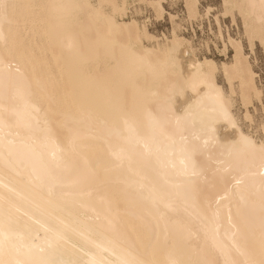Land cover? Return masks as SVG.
Segmentation results:
<instances>
[{"label": "bare ground", "instance_id": "6f19581e", "mask_svg": "<svg viewBox=\"0 0 264 264\" xmlns=\"http://www.w3.org/2000/svg\"><path fill=\"white\" fill-rule=\"evenodd\" d=\"M128 5L0 0V264H264V141L233 113L234 80L243 105L261 97L242 44L227 95L175 31L144 47L145 25L117 21ZM224 5L264 47V0Z\"/></svg>", "mask_w": 264, "mask_h": 264}, {"label": "rangeland", "instance_id": "374dc122", "mask_svg": "<svg viewBox=\"0 0 264 264\" xmlns=\"http://www.w3.org/2000/svg\"><path fill=\"white\" fill-rule=\"evenodd\" d=\"M143 1L141 0L140 2L139 0H129V5L125 15L122 17H117V21L127 23L136 21L141 29L145 25L148 32L156 39H144L142 45H144L146 48H152L155 50L157 48V50L160 48L163 49L162 47H165L168 42L174 38L173 32L175 31L179 38H184L190 42L197 58L200 60H203V58L213 59L218 64L219 72L217 73V82L223 87L227 95L231 94L222 64L225 63L230 65L233 63L235 49L234 45L231 44L230 39L242 44L244 53L247 55L248 61L251 64L253 71L256 73V85L261 92V97L260 100L254 97L251 104H248L247 106L243 105L244 103H242L243 101L241 100L242 98L238 81L234 80L236 94L232 96V99L234 100L233 103L235 102L233 106V113L236 117L238 125L245 133L253 135L258 141H264V47L260 45L259 41L255 40V45L252 50L250 45L251 43L246 32L247 28L245 27V18L242 16V13H240L237 8L230 13L227 12L226 6L224 5V0H198V15L191 19L190 16H188L189 13L186 7L187 5L185 4L186 0ZM146 1L161 2L164 9L163 16H157L154 7ZM91 3L94 5L97 3V0H91ZM110 8V6L107 7L108 11H110ZM79 19L78 26H82V29H85L82 30L77 27L80 29H77L80 53L82 55L83 53L84 55H87L90 52H93L95 49V51L92 53L93 55L91 56L99 58L98 60L102 59L100 61L102 63L104 57L102 52L104 51L103 46L93 44L92 42H96L98 29H91L94 27H91V20L86 15L80 16ZM88 26L91 28L89 29ZM84 40L87 42L90 41L93 45H90L89 48L90 42L86 43ZM159 44L162 46L159 47ZM164 44L166 45L164 46ZM94 45H97L98 47L96 48ZM85 47L87 49H85ZM99 50L101 52H99ZM87 51H89V53ZM116 52L118 55V50ZM104 62L99 64L98 68L101 65L100 68H104L103 70L107 71L108 68L112 66H106L105 68V63L106 65H109V63ZM112 63L114 62H111L110 64L113 65ZM95 64L96 63L92 65V63H90V67L92 68V66ZM96 68L97 66L95 67V70ZM98 68L96 71L101 70ZM95 70L91 69L92 72H95ZM106 71H104L105 73L102 71V74H106ZM98 73L101 74V72ZM102 74L100 76H102ZM161 85H163V82ZM162 89H165V87L163 86L160 88V90ZM152 104L154 103H151L150 105L153 106ZM246 113L250 115V119L245 117ZM210 190H212V188Z\"/></svg>", "mask_w": 264, "mask_h": 264}]
</instances>
